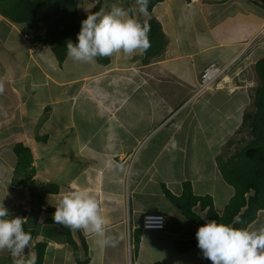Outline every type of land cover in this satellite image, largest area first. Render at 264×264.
Returning a JSON list of instances; mask_svg holds the SVG:
<instances>
[{
  "label": "crops",
  "instance_id": "crops-1",
  "mask_svg": "<svg viewBox=\"0 0 264 264\" xmlns=\"http://www.w3.org/2000/svg\"><path fill=\"white\" fill-rule=\"evenodd\" d=\"M129 8L139 20L137 5L131 1ZM101 10L110 11L108 4ZM151 13L166 35L159 56L144 62V55L120 54L88 64L66 55L61 65L48 45L31 50L20 25L0 14V201L10 215L30 204L31 189L12 182L13 146L21 142L32 153L39 198L41 185L58 187L42 195L36 212L31 253L35 258L34 244L45 241L43 264H179L174 257L185 255L184 264H211L197 248L176 249L175 241L195 237L198 226L165 192L178 196L189 180L194 194L211 195L218 214L233 195L217 157L252 109L249 85L264 57V35H257L264 0H161ZM237 56L228 82L223 77L217 88L189 98L208 64ZM73 190L98 200L109 233L122 237L116 247L101 249L91 235L66 227L76 258L62 226L46 220L53 213L47 208ZM140 195L165 199L166 209L155 210L167 215L164 229H140L142 215L155 212ZM172 221L179 230L170 231ZM262 225L264 208L247 228ZM12 263L0 251V264Z\"/></svg>",
  "mask_w": 264,
  "mask_h": 264
},
{
  "label": "trees",
  "instance_id": "trees-1",
  "mask_svg": "<svg viewBox=\"0 0 264 264\" xmlns=\"http://www.w3.org/2000/svg\"><path fill=\"white\" fill-rule=\"evenodd\" d=\"M107 1L109 0H96L91 11L86 14L77 9L78 0H0V14L12 22L22 24L21 31L24 34L29 29L35 31L34 37L30 40L48 45L58 64L61 65L67 55V42L78 43L77 35L81 29V21L86 19L88 14L100 11ZM123 1L124 7L129 8L131 1L135 0ZM159 1L161 0H149L148 11H151L153 5ZM139 20L144 21L141 18ZM147 21L151 25L149 33L151 47L143 57L144 62L159 56L166 44V35L160 23L155 18H149ZM43 26L44 33L41 32ZM96 60L101 64L108 62V58L97 57ZM254 66L257 83L253 87V109L243 114L241 123V128L248 130V138L241 137L238 140L228 141L229 145L234 146L233 150L222 152L217 157V166L222 179L234 189L223 212L218 214L215 211L211 195L194 194L189 180L183 182L180 195L174 196L169 191L165 192L179 208L181 214L194 222L198 228L206 220L213 219L237 229L247 228L255 220L258 211L264 208V57L258 59ZM13 151L17 161L12 182L31 189L35 181L31 150L28 146L17 142L13 146ZM57 190L55 183L41 185V204H44L42 195L45 192L56 193ZM195 207H198L199 211H205V215H200ZM47 210L54 212L55 208L48 207ZM36 212L38 213L39 210ZM11 216L14 217L12 214ZM46 220L52 221L51 218ZM23 227L26 232L31 233L32 237L35 235L34 228L28 229L25 224ZM62 230L67 234V242L74 248L75 257L78 258L76 243L68 234L66 227L62 226ZM138 234L139 229H137ZM197 243L195 236L175 241V247L183 252L192 248L199 249ZM34 248L35 264H43L46 242L37 241ZM203 260L211 262L205 258Z\"/></svg>",
  "mask_w": 264,
  "mask_h": 264
},
{
  "label": "clouds",
  "instance_id": "clouds-1",
  "mask_svg": "<svg viewBox=\"0 0 264 264\" xmlns=\"http://www.w3.org/2000/svg\"><path fill=\"white\" fill-rule=\"evenodd\" d=\"M135 4L138 15L148 14L149 0H135ZM132 12L131 8L125 9L113 4L110 11L101 10L88 14L87 18L81 21V29L77 35L78 43L67 42V56L73 62L94 64L97 57L111 58L122 54L132 58L145 55L151 47L149 38L151 25L147 20L141 22L134 18ZM257 35L264 34L258 32ZM238 59L240 56L235 58V63ZM231 72L217 77L212 84L213 88L218 87L223 77H226L225 82H228L227 78ZM256 83L257 81L250 82L249 87L253 88ZM238 86L242 87L241 84ZM3 91L4 85L0 83V94ZM253 93L254 91L252 97ZM241 137L248 138V135ZM54 208L51 216L53 223L73 231L82 230L86 235L94 237L101 249L116 247L122 239L121 236L109 233L110 221L102 214L98 200L84 190H73L64 194ZM25 223H28L26 217H12L3 201H0V251L9 252L13 264H35V258L31 253L33 237L30 232L24 230ZM195 235L202 257L211 261V264H264V225L254 230L237 229L228 224L218 223L215 219L206 220Z\"/></svg>",
  "mask_w": 264,
  "mask_h": 264
},
{
  "label": "built area",
  "instance_id": "built-area-1",
  "mask_svg": "<svg viewBox=\"0 0 264 264\" xmlns=\"http://www.w3.org/2000/svg\"><path fill=\"white\" fill-rule=\"evenodd\" d=\"M261 34H264V26L259 30ZM31 46H41L40 41H32ZM235 60L225 63L219 64L217 62H211L208 64L200 74L199 83L197 89L194 91L190 99H197L207 90L213 88L212 84L216 80L217 77L222 75L223 73L233 71ZM237 74V72H236ZM240 86L235 85L234 88H238ZM24 202V201H22ZM29 206V205H28ZM28 206L23 205L24 208H28ZM167 222V215L160 212H147L144 213L141 217L140 227L144 230H162ZM130 249V248H129Z\"/></svg>",
  "mask_w": 264,
  "mask_h": 264
},
{
  "label": "rangeland",
  "instance_id": "rangeland-1",
  "mask_svg": "<svg viewBox=\"0 0 264 264\" xmlns=\"http://www.w3.org/2000/svg\"><path fill=\"white\" fill-rule=\"evenodd\" d=\"M95 1L96 0H78V2H77V9L80 10V11L82 10V12L88 13L89 10L92 9ZM106 3L108 4L109 9H111V7H112L113 4H116L117 6H120V7H123L124 8V1L123 0H109ZM134 4H135V1H133V5ZM133 7L134 6H132V8ZM139 16H140L141 19H144V20H148L149 18H154V16L152 15L151 11H148V14L146 16H142V15H139ZM19 25H20L19 26V29L21 31L22 24H19ZM44 31H45V28L43 26L41 32L44 33ZM34 35H35V31H33L32 29H29L28 32L25 34L26 39L29 40L30 45L33 43L32 40L30 41V39H32L34 37ZM39 47L40 46H37V47L36 46H34V47L31 46L30 48H31V50H35V49H38ZM251 83H253V81ZM249 100L251 101V106H249V107L253 109V106H252L253 97H252V94L251 93H250V99ZM243 135L244 136L245 135L246 136L248 135V130L246 128H240V130L237 131V134L235 136V139H238L239 137H241ZM232 139H234V138H232ZM233 148H234V146L229 145V144H226V143L221 146L222 152L232 151ZM200 155H202V154H200ZM140 196H141V198H142V200H143L144 203H147L148 205L151 204L150 205V208H153L154 211L155 210L164 209V208L166 209V207L164 205L165 204V199L163 197H161L160 199H158L157 197H149V196L147 197V195H145V196L144 195H140ZM167 209H169L171 211H174L175 210V206H172L171 204H169ZM142 212H144V211H142ZM141 215H142V213H140L139 217ZM177 230H179V222L178 221H172V226L170 228V231H177ZM59 232H57V234H59ZM171 257H174V256L171 254ZM184 257H186V255L185 256H176L174 258L177 259V261H178L179 264H184V263H182L184 261Z\"/></svg>",
  "mask_w": 264,
  "mask_h": 264
},
{
  "label": "water",
  "instance_id": "water-1",
  "mask_svg": "<svg viewBox=\"0 0 264 264\" xmlns=\"http://www.w3.org/2000/svg\"><path fill=\"white\" fill-rule=\"evenodd\" d=\"M30 209L24 208L17 210L13 213L14 217H26L28 220V223H25L26 228L32 229L35 227L37 215L36 210H39L41 208L40 198H39V191L37 186H33L31 188V198H30ZM28 249L25 250V254L27 255Z\"/></svg>",
  "mask_w": 264,
  "mask_h": 264
}]
</instances>
